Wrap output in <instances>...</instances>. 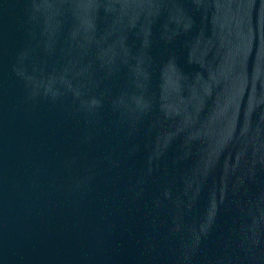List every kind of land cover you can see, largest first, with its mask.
Masks as SVG:
<instances>
[{
	"label": "water",
	"instance_id": "water-1",
	"mask_svg": "<svg viewBox=\"0 0 264 264\" xmlns=\"http://www.w3.org/2000/svg\"><path fill=\"white\" fill-rule=\"evenodd\" d=\"M0 264H264V0H0Z\"/></svg>",
	"mask_w": 264,
	"mask_h": 264
}]
</instances>
